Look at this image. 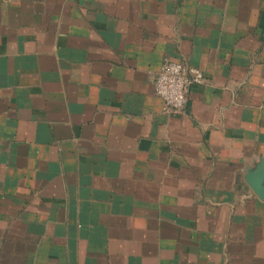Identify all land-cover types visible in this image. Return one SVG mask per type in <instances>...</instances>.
Masks as SVG:
<instances>
[{"label": "crops", "instance_id": "obj_1", "mask_svg": "<svg viewBox=\"0 0 264 264\" xmlns=\"http://www.w3.org/2000/svg\"><path fill=\"white\" fill-rule=\"evenodd\" d=\"M261 156L264 0H0V264H264Z\"/></svg>", "mask_w": 264, "mask_h": 264}, {"label": "built area", "instance_id": "obj_2", "mask_svg": "<svg viewBox=\"0 0 264 264\" xmlns=\"http://www.w3.org/2000/svg\"><path fill=\"white\" fill-rule=\"evenodd\" d=\"M203 80L198 68L166 59L154 80V93L161 99L164 112H177L185 107L190 86Z\"/></svg>", "mask_w": 264, "mask_h": 264}, {"label": "water", "instance_id": "obj_3", "mask_svg": "<svg viewBox=\"0 0 264 264\" xmlns=\"http://www.w3.org/2000/svg\"><path fill=\"white\" fill-rule=\"evenodd\" d=\"M244 179L258 198L264 200V156L253 167L246 168Z\"/></svg>", "mask_w": 264, "mask_h": 264}]
</instances>
